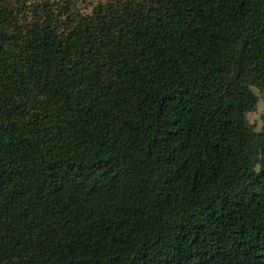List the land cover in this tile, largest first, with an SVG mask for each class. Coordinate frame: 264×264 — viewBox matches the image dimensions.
Returning a JSON list of instances; mask_svg holds the SVG:
<instances>
[{"label":"trees","instance_id":"obj_1","mask_svg":"<svg viewBox=\"0 0 264 264\" xmlns=\"http://www.w3.org/2000/svg\"><path fill=\"white\" fill-rule=\"evenodd\" d=\"M258 99L264 0H0V264H264Z\"/></svg>","mask_w":264,"mask_h":264},{"label":"rangeland","instance_id":"obj_2","mask_svg":"<svg viewBox=\"0 0 264 264\" xmlns=\"http://www.w3.org/2000/svg\"><path fill=\"white\" fill-rule=\"evenodd\" d=\"M264 111V104L261 99H258L254 109L246 112V118L249 123L258 128L264 121L261 114Z\"/></svg>","mask_w":264,"mask_h":264}]
</instances>
